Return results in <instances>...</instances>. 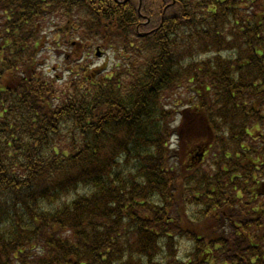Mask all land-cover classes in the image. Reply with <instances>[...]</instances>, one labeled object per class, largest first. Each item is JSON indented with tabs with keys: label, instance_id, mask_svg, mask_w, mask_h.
<instances>
[{
	"label": "trees",
	"instance_id": "trees-1",
	"mask_svg": "<svg viewBox=\"0 0 264 264\" xmlns=\"http://www.w3.org/2000/svg\"><path fill=\"white\" fill-rule=\"evenodd\" d=\"M262 130L264 0H0V264H264Z\"/></svg>",
	"mask_w": 264,
	"mask_h": 264
},
{
	"label": "rangeland",
	"instance_id": "rangeland-1",
	"mask_svg": "<svg viewBox=\"0 0 264 264\" xmlns=\"http://www.w3.org/2000/svg\"><path fill=\"white\" fill-rule=\"evenodd\" d=\"M224 56H228L227 54H224ZM114 53L112 52V49L110 50H103L102 49V53H101V56L100 57H95V54L93 55V59L91 60L92 61V66L93 67H104L105 63L106 62H109L110 65H113L114 64ZM264 131V130H262ZM263 133V132H261ZM260 132L258 133H254V136L256 137H259L260 135ZM262 141L261 140H257V141H252V144L254 143H261Z\"/></svg>",
	"mask_w": 264,
	"mask_h": 264
}]
</instances>
